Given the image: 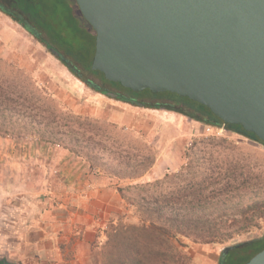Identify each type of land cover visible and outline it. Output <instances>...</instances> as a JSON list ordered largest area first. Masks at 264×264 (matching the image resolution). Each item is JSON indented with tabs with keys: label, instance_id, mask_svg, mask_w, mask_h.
<instances>
[{
	"label": "rangeland",
	"instance_id": "1",
	"mask_svg": "<svg viewBox=\"0 0 264 264\" xmlns=\"http://www.w3.org/2000/svg\"><path fill=\"white\" fill-rule=\"evenodd\" d=\"M189 192L185 201L203 193L193 210L215 241L174 245L185 264H219L224 248L264 233V146L96 93L0 12V258L102 264L115 224L138 225L155 199ZM90 220L93 231L72 235Z\"/></svg>",
	"mask_w": 264,
	"mask_h": 264
},
{
	"label": "water",
	"instance_id": "2",
	"mask_svg": "<svg viewBox=\"0 0 264 264\" xmlns=\"http://www.w3.org/2000/svg\"><path fill=\"white\" fill-rule=\"evenodd\" d=\"M74 2L95 33L92 70L187 97L264 142V0ZM245 264H264V249Z\"/></svg>",
	"mask_w": 264,
	"mask_h": 264
},
{
	"label": "trees",
	"instance_id": "3",
	"mask_svg": "<svg viewBox=\"0 0 264 264\" xmlns=\"http://www.w3.org/2000/svg\"><path fill=\"white\" fill-rule=\"evenodd\" d=\"M13 2L14 10L0 4V12L21 26L48 51L55 50L58 53L55 58L68 72L96 93L108 98H112L109 94H114L115 100L132 106L177 113L264 146V142L253 133L245 131L240 125L223 123L207 107L187 97L170 92L152 93L147 89L134 92L119 83L107 81L102 73L92 70L95 33L92 29L88 31L81 26L74 0H13ZM86 74L96 77L100 84L94 83ZM191 195L193 196L189 192L155 199L154 208L147 206L140 209L147 219H141L138 225L115 224L107 233L106 252L102 256V264H174V261L176 264H185L174 245V241L180 243L179 237L189 238L193 242H214L215 239L212 237L215 226L208 221L202 222L193 210V206H198L202 198L204 199L203 193H198L191 201H185ZM176 203H183L186 206L183 209L181 207L176 209L174 208ZM188 207L191 209L187 210ZM168 208L172 213L166 217L162 211ZM233 248L235 249L230 251L229 256L240 260H235L231 264H245L264 249V233L259 238L243 242Z\"/></svg>",
	"mask_w": 264,
	"mask_h": 264
},
{
	"label": "crops",
	"instance_id": "4",
	"mask_svg": "<svg viewBox=\"0 0 264 264\" xmlns=\"http://www.w3.org/2000/svg\"><path fill=\"white\" fill-rule=\"evenodd\" d=\"M82 195H84V194H82ZM81 208H85V207L82 206ZM90 209H93V208H90ZM88 217L89 216H87V218ZM58 226H59L58 228L60 230L61 229H64L65 230L66 237H64V239L65 240H69V238L67 237V235H68V233H67V227H65L64 225H62V226L61 225H58ZM94 226H95L94 221L90 220L89 222H80V221H78V223L75 222V224H72V226H70V227L73 229L72 235L75 234L79 238L80 235H81V233L84 232L85 230L93 231V227ZM82 235H83V233H82Z\"/></svg>",
	"mask_w": 264,
	"mask_h": 264
},
{
	"label": "flooded vegetation",
	"instance_id": "5",
	"mask_svg": "<svg viewBox=\"0 0 264 264\" xmlns=\"http://www.w3.org/2000/svg\"><path fill=\"white\" fill-rule=\"evenodd\" d=\"M112 99H115V98H112ZM235 248L233 249H230L226 254H222L220 256V261H219V264H231V262L235 261V260H240L239 258L236 259V257H233L231 258L229 255L230 251L234 250ZM0 264H14V263H11L10 261L6 260L5 258H0Z\"/></svg>",
	"mask_w": 264,
	"mask_h": 264
}]
</instances>
